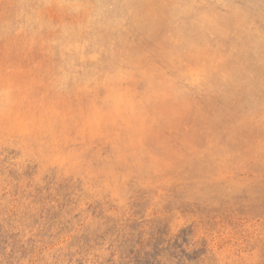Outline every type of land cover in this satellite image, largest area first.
<instances>
[{
	"label": "rangeland",
	"instance_id": "rangeland-1",
	"mask_svg": "<svg viewBox=\"0 0 264 264\" xmlns=\"http://www.w3.org/2000/svg\"><path fill=\"white\" fill-rule=\"evenodd\" d=\"M0 264H264V0H0Z\"/></svg>",
	"mask_w": 264,
	"mask_h": 264
}]
</instances>
